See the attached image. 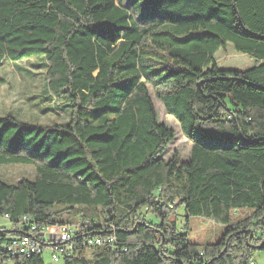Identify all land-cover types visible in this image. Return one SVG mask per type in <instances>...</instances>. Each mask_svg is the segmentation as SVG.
I'll return each instance as SVG.
<instances>
[{
	"label": "trees",
	"instance_id": "obj_1",
	"mask_svg": "<svg viewBox=\"0 0 264 264\" xmlns=\"http://www.w3.org/2000/svg\"><path fill=\"white\" fill-rule=\"evenodd\" d=\"M227 43L253 66L219 69L214 54ZM32 57L46 62L42 111L67 118L0 116V167L35 173L0 179V216L11 224L0 227V264H45L46 245L7 246L63 226L73 253L51 264L264 259V0H0V64ZM148 85L189 140L187 159L164 157L175 134ZM190 217L224 229L198 244ZM105 236L114 243H84Z\"/></svg>",
	"mask_w": 264,
	"mask_h": 264
},
{
	"label": "rangeland",
	"instance_id": "obj_2",
	"mask_svg": "<svg viewBox=\"0 0 264 264\" xmlns=\"http://www.w3.org/2000/svg\"><path fill=\"white\" fill-rule=\"evenodd\" d=\"M214 58L219 69L245 70L253 66L254 61L249 56L235 51L231 43H227L224 48H219ZM45 60L41 57H32L17 63L4 60L0 64V77L4 83L0 85V116L11 114L20 120L29 123L51 124L54 122H64L67 115L64 111L57 112L53 109L42 111V97L45 95ZM148 89L156 110L158 120L170 127L175 134L163 154L165 158L176 152L180 159H187L190 152V142L182 133L178 121L166 113L163 104L156 97L153 88L148 85ZM59 105H56L58 107ZM59 113V114H58ZM34 168L29 165H10L0 167V179L7 182H16L22 177L32 179ZM248 210H238L232 213L233 219H238L249 215ZM177 225L183 230L185 219L183 210L177 211ZM78 222V221H77ZM188 238L198 244H205L216 241L222 231L223 226L200 217H190L187 222ZM9 220L0 216V227L10 228ZM72 226H75L73 223ZM74 228V227H73ZM45 264H51L50 251H43ZM90 255H87L89 257ZM253 259L256 264H263V254L255 251Z\"/></svg>",
	"mask_w": 264,
	"mask_h": 264
},
{
	"label": "built area",
	"instance_id": "obj_3",
	"mask_svg": "<svg viewBox=\"0 0 264 264\" xmlns=\"http://www.w3.org/2000/svg\"><path fill=\"white\" fill-rule=\"evenodd\" d=\"M71 233L73 230L69 226L50 227L44 229L37 234H29L22 236L17 240H13L7 249L17 254L41 253L46 245L50 251L51 260L57 263L59 256H69L73 253L71 241ZM115 239L108 237H89L84 242L88 246H103L114 243Z\"/></svg>",
	"mask_w": 264,
	"mask_h": 264
}]
</instances>
